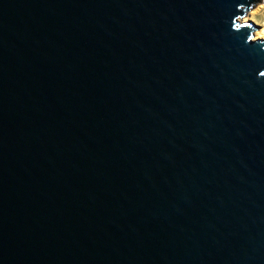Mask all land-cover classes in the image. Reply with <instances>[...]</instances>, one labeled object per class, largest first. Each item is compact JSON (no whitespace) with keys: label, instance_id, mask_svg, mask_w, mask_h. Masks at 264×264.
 I'll return each mask as SVG.
<instances>
[{"label":"water","instance_id":"95a60500","mask_svg":"<svg viewBox=\"0 0 264 264\" xmlns=\"http://www.w3.org/2000/svg\"><path fill=\"white\" fill-rule=\"evenodd\" d=\"M260 0H0V264H264Z\"/></svg>","mask_w":264,"mask_h":264},{"label":"rangeland","instance_id":"374dc122","mask_svg":"<svg viewBox=\"0 0 264 264\" xmlns=\"http://www.w3.org/2000/svg\"><path fill=\"white\" fill-rule=\"evenodd\" d=\"M253 16L255 18V20L257 21V23H259V27H262L263 23H264V0H260L259 2L256 3V5H254L252 8H250L247 11V14L245 16H247L248 14H251L250 12L254 11Z\"/></svg>","mask_w":264,"mask_h":264},{"label":"bare ground","instance_id":"6f19581e","mask_svg":"<svg viewBox=\"0 0 264 264\" xmlns=\"http://www.w3.org/2000/svg\"><path fill=\"white\" fill-rule=\"evenodd\" d=\"M255 12V10L254 11H252V12H250L251 14H248L247 16H243L242 17V19L244 18V17H248L249 19H254L255 20V18H254V16H253V13ZM247 14V13H246ZM256 21V20H255ZM257 22V21H256ZM262 34H264V23H263V25H262V27H260L259 29H257L256 30V32H255V36H260V35H262Z\"/></svg>","mask_w":264,"mask_h":264}]
</instances>
